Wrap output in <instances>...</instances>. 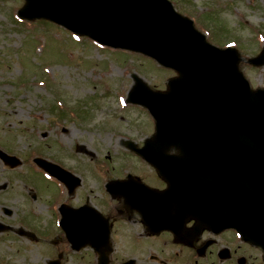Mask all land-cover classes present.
Instances as JSON below:
<instances>
[{
	"label": "rangeland",
	"instance_id": "1",
	"mask_svg": "<svg viewBox=\"0 0 264 264\" xmlns=\"http://www.w3.org/2000/svg\"><path fill=\"white\" fill-rule=\"evenodd\" d=\"M171 1L182 14L196 19L213 43L237 41L238 52L246 59L264 46V0ZM24 3L0 0V148L23 161L10 169L0 159V222L10 225L0 232V264H48L55 259L46 236L51 226L48 198L60 187L26 160L41 155L99 167L87 159L95 155L112 157L110 165L118 166L131 155L126 141L141 145L154 130L145 107L125 102L134 75L156 90H167L168 80L177 75L143 54L102 48L86 38L79 42L49 21L20 22L17 11ZM69 52L73 58L67 56ZM245 62L240 61V68L252 87L264 88V65ZM59 99L78 117H70V110L59 112ZM61 125L67 127L66 133ZM79 144L85 145L87 155L77 152ZM65 262L77 261L67 254Z\"/></svg>",
	"mask_w": 264,
	"mask_h": 264
},
{
	"label": "water",
	"instance_id": "2",
	"mask_svg": "<svg viewBox=\"0 0 264 264\" xmlns=\"http://www.w3.org/2000/svg\"><path fill=\"white\" fill-rule=\"evenodd\" d=\"M19 14L48 18L102 44L143 52L176 69L180 76L169 82L168 92H153L137 78L129 96L130 101L146 105L156 118V135L140 151L156 165L165 163L153 156L163 157L176 146L182 156L198 158L206 166H232L231 172L237 175L222 173L237 179L239 205L248 204L252 189L264 188L238 164L248 149L252 156H264V90L250 89L239 69L236 49L209 44L170 1L26 0ZM249 62L263 64L264 50ZM11 160L17 162L14 157ZM40 163L53 172V165ZM187 164L192 171L195 163ZM174 165L179 170L176 174L184 173L181 163Z\"/></svg>",
	"mask_w": 264,
	"mask_h": 264
},
{
	"label": "flooded vegetation",
	"instance_id": "3",
	"mask_svg": "<svg viewBox=\"0 0 264 264\" xmlns=\"http://www.w3.org/2000/svg\"><path fill=\"white\" fill-rule=\"evenodd\" d=\"M111 158L88 155L99 167L58 162L74 174L56 179L60 190L48 198V251L58 264L67 254L75 264H264V205L250 213L245 239L222 197L209 196L202 213L191 212L166 193L169 182L144 157H124L118 166ZM123 184L146 187L131 197Z\"/></svg>",
	"mask_w": 264,
	"mask_h": 264
}]
</instances>
